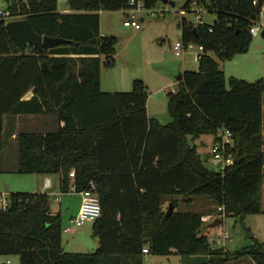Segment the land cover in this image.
Masks as SVG:
<instances>
[{
	"label": "trees",
	"instance_id": "16d2710c",
	"mask_svg": "<svg viewBox=\"0 0 264 264\" xmlns=\"http://www.w3.org/2000/svg\"><path fill=\"white\" fill-rule=\"evenodd\" d=\"M158 1L143 0L147 9ZM193 2L216 17L211 23L181 17V40L202 51L197 70H184L168 93L166 124L148 115L143 80L133 79L127 91L100 88V67L114 65L117 38L100 33L99 12L128 9L129 0H66L71 12H59L57 0L7 6L11 16L0 18V150L5 115L54 114L64 123L55 130L18 133L15 171L57 175L62 192L93 182L101 214L93 221L97 248L68 252L50 193L10 192L9 207L0 210V255H17L19 264H143L147 247L148 254H178L181 264H227L244 256L264 264V241L250 235L251 243L236 252L213 248L201 233L204 212L178 209L206 198L223 206L225 216L263 211L264 80L231 76L227 85L211 54L228 60L248 50L264 0H185L182 9ZM23 18L36 33L69 42L43 50L27 45L22 53L5 24ZM224 130L230 132L225 154L239 152V162L211 170L188 136L220 140ZM165 201L174 205L167 216Z\"/></svg>",
	"mask_w": 264,
	"mask_h": 264
},
{
	"label": "rangeland",
	"instance_id": "374dc122",
	"mask_svg": "<svg viewBox=\"0 0 264 264\" xmlns=\"http://www.w3.org/2000/svg\"><path fill=\"white\" fill-rule=\"evenodd\" d=\"M65 1L57 0L58 10L66 7ZM171 1L174 5L170 3ZM184 2L185 0H168L167 2L159 0L154 7L141 10L136 14L140 28L124 25L127 9L104 11L101 15V31L104 35H113L117 38L114 65L106 67L102 64L100 67L101 90L127 91L131 89L133 79L143 80L148 86L147 112L163 124L172 119L168 110V93L178 88L177 75L184 70H197L198 54L201 53L197 45L186 48L180 56L174 53V42L182 38L181 17L194 23L198 21L193 11L196 7L192 6L190 10H184L182 9ZM6 6L5 0H0V8L4 9ZM201 17L203 22L211 23L216 14L204 10ZM211 55L217 60L219 68L224 71L227 85H229L228 78L231 76L247 81L259 78L264 80V38L261 32L253 36L246 52L237 53L231 59L221 60L214 54ZM74 67H77V64ZM6 118L0 150V193L35 191L38 174L19 173L13 170L17 164V137L12 138L9 133L12 127V116L7 115ZM23 122L24 126L25 124L34 125L25 127L23 131L47 132L57 128L56 124L52 125L57 123V119L54 118L47 122L41 118ZM48 125L51 126L45 127ZM212 138L214 136L211 134H202L194 139L188 136V142L191 145H198L200 156L207 168L219 170L221 166L213 162L209 156ZM52 177L54 180L57 178L56 175ZM81 198L79 192H62L58 181L56 188L50 192L51 209H54V212L59 210L61 215L62 247L68 252H93L98 245L97 238L93 235V221H86L80 226L70 221L76 215ZM163 208H168V201H165ZM214 208L215 205L206 198L197 200L190 206L183 203L178 206L181 210L202 211L204 215L212 213L216 209ZM211 222L212 220L203 223L201 233L216 238L223 231L227 232L229 237L224 249L230 252H236L249 245L252 241L250 235L264 241V210L246 214L243 217L227 215L222 219L221 224L214 227L209 226ZM6 260H9V264H19L17 255H0V264L5 263ZM147 263L181 264V256L175 253L145 254L143 264ZM227 264L253 263L249 257L244 256L240 260L229 261Z\"/></svg>",
	"mask_w": 264,
	"mask_h": 264
},
{
	"label": "built area",
	"instance_id": "2783aa9c",
	"mask_svg": "<svg viewBox=\"0 0 264 264\" xmlns=\"http://www.w3.org/2000/svg\"><path fill=\"white\" fill-rule=\"evenodd\" d=\"M255 3V1H254ZM130 8H128V12L124 19V25L132 26L134 28H140V23L138 21L137 15L143 9H147L144 5L143 0H129ZM192 6L196 8L193 10L196 13V18L198 23H202L201 14L205 10L204 7L198 5L196 2H193ZM191 6V7H192ZM11 16L10 10L6 6L4 9L0 8V18H9ZM264 28V4L259 11V15L253 24L250 27V33L252 36L257 35ZM209 31L211 29L209 28ZM196 45L192 42L184 43L182 40H177L173 44V50L175 55L180 56L183 54L184 50L188 47H192ZM198 48L202 51V46L197 45ZM262 111L264 114V105L262 106ZM217 137L220 140H213L210 146V157L213 162L219 164L222 170L224 167L232 165L234 163V156L232 154H225V146L230 137V132L228 130L219 131ZM70 178L74 177V171L69 172ZM45 185L47 188L51 186V181L49 178H46ZM263 188H264V177H263ZM74 191V185H71L70 193ZM81 194V203L80 207L74 217L70 219V221L76 225L80 226L84 224L86 221H94L101 214V206L99 202V198L95 192V184L90 182L88 186L79 192ZM9 207V199L7 193H0V210H6ZM225 217V212L223 210V206H217L216 209L209 214L203 215L202 220L209 221L214 220L216 218L223 219ZM229 234L225 231L222 232L221 235L216 238L209 237L210 245L213 248H220L226 245L228 241ZM144 254H148V248L143 247L142 249ZM6 264H9V260H6ZM148 264V263H147Z\"/></svg>",
	"mask_w": 264,
	"mask_h": 264
},
{
	"label": "water",
	"instance_id": "95a60500",
	"mask_svg": "<svg viewBox=\"0 0 264 264\" xmlns=\"http://www.w3.org/2000/svg\"><path fill=\"white\" fill-rule=\"evenodd\" d=\"M167 2L168 0H163ZM7 6L12 5V0H5ZM172 5H174V2H170ZM5 28L8 32V34L16 41L17 45L19 46V49L22 53L25 52L27 45H32L37 47L39 50H43L44 48H51L53 46H56L60 43L69 42V40L62 38V37H51V36H43L38 33H36L30 23L29 20L26 18L23 19H12L6 22ZM177 79H182V73H179L177 75ZM239 162V152H236L234 156V163ZM47 193L51 192V190H47ZM262 209L264 210V188H263V197H262ZM174 210V205L172 203H169L168 208L165 212V215H170L172 211ZM222 220L221 218L214 219L210 226L214 227L219 224H221Z\"/></svg>",
	"mask_w": 264,
	"mask_h": 264
},
{
	"label": "crops",
	"instance_id": "0c3cea01",
	"mask_svg": "<svg viewBox=\"0 0 264 264\" xmlns=\"http://www.w3.org/2000/svg\"><path fill=\"white\" fill-rule=\"evenodd\" d=\"M57 10H58V6H57ZM58 11L59 12H71V10L68 8L67 3H66V7H64L63 9H60ZM102 12H104V11H100L99 12V30H100V33L104 35V33L101 31V15H102ZM147 88H148V86H147ZM161 94H162V92H161ZM31 95H32V90H29L26 93L25 98H29ZM146 107H147V105H146ZM9 116H12V121H11L12 127H11V129L9 131L10 136L12 138L17 137L18 133L21 132V131H23V129L25 127L30 126V125L31 126H34L33 124H25V126H24L22 124V123H24L23 121L33 120L35 118H41L43 121H46L47 122L49 119H52V118L57 119L54 114H11ZM6 117H7V115H5L4 118H3V131H2V133L4 132V129H5V122L4 121L7 119ZM55 124L58 127L59 125L62 126L64 123L63 122H59L57 120V123H54L52 125L55 126ZM49 126H51V125H48V126H45V127H49ZM263 135H264V133H263ZM213 139L214 138L211 139V142L213 141ZM211 142H210V144H211ZM201 143H203V142H201ZM194 145L196 146L197 152L199 153V150H198L199 147H198V145L197 144H194ZM209 154H210V151H209ZM15 169H16V166L13 167V170L14 171H15ZM38 175H39L38 176L39 178L37 179V189L35 191H32V192H46L47 190H51L52 191V190H54L56 188L57 181H58V177L54 180V178L52 177L54 174H49V175L48 174H38ZM46 178H49L50 181H51V186L49 188H47L46 185H45ZM5 193L8 194V192H5ZM79 207H80V205L77 207L76 213H77ZM51 210H52V212H54V209H51ZM58 212H60V211L58 210ZM209 226H210V224H209ZM66 229L67 228H65V230ZM63 230H64V228H63Z\"/></svg>",
	"mask_w": 264,
	"mask_h": 264
}]
</instances>
